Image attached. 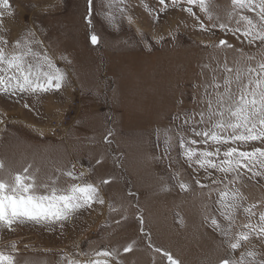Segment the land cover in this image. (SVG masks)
Masks as SVG:
<instances>
[{"label":"rangeland","instance_id":"1","mask_svg":"<svg viewBox=\"0 0 264 264\" xmlns=\"http://www.w3.org/2000/svg\"><path fill=\"white\" fill-rule=\"evenodd\" d=\"M165 2L168 7L159 0H125V17L118 9L108 8L107 0H93L88 24L87 0H10L14 15L4 18L6 31L2 34L13 41L34 31L42 42L37 50H46L56 67L66 73V84L59 91L39 95L0 93V161L15 171L31 165L38 180L50 182L59 177L61 186L70 183L61 174L75 165L78 171L83 169L85 180L100 186L105 201L82 209L62 227L26 223L14 230L0 228V250L7 252L15 243L12 254L22 264H67L62 259L66 254L84 259L82 253L105 249L114 250L113 264H170L155 251L154 245L160 244L184 264H209L211 260L216 264L247 251L256 252L257 260L264 258V241L256 236L233 253L228 238L211 226L212 217L223 227L228 225L216 203L217 190L225 185L211 184L204 170L186 162L179 146L181 135L201 139L191 131V122L184 124L183 119L185 113H194L199 119L204 108L200 86L212 70H219L225 62L235 67L237 60L241 67H257L264 62V46L249 45L239 34L213 27L221 22L234 26L229 21L231 0H206L208 14L194 6L199 21L183 10L187 5L174 7L171 0ZM108 13L115 17L113 22ZM244 14L255 18L248 10ZM201 21L207 30L201 29ZM93 33L99 38L95 45L90 40ZM222 39L234 48L219 46ZM103 52L110 57L111 74L124 73L119 85L126 97L119 101L109 93V107L104 96L109 83L101 78ZM242 54L254 59H241ZM67 115L71 117L67 131L49 128L53 120ZM195 127L199 131L203 125ZM165 134L170 137L168 151ZM107 135L108 143L103 139ZM237 146L251 151L264 148V142ZM78 147L87 153L86 160L76 156L77 151L81 155ZM194 147L208 148L202 143ZM56 151L64 164L60 170L51 164L58 158ZM210 171L218 182L222 179L220 173ZM240 171V178L228 185L239 189L243 197L233 220L234 233L247 231L244 223H259L264 211V175H253L264 173V168L255 164L252 171ZM101 180L110 184H101ZM178 180L187 183L188 189L182 190ZM197 180L206 187L201 188ZM251 205H256V215L249 217L243 208ZM145 211L144 228L139 214ZM129 244L133 253L124 251Z\"/></svg>","mask_w":264,"mask_h":264},{"label":"snow or ice","instance_id":"2","mask_svg":"<svg viewBox=\"0 0 264 264\" xmlns=\"http://www.w3.org/2000/svg\"><path fill=\"white\" fill-rule=\"evenodd\" d=\"M87 3L89 14L86 20L91 24L93 0H87ZM159 3L168 7L165 0H159ZM122 4L124 7H120ZM171 5L174 7L187 5L183 10L192 16H196L194 6L208 14L206 0H171ZM231 5L229 21H234V26L230 27L229 23L221 22L214 24L213 27L230 31L234 36L239 34L249 45L258 43L264 46V0H231ZM107 7L118 9L121 16L127 17L125 0H107ZM244 10L254 13L255 18L244 14ZM13 15L10 0H0V93L23 96L59 91L66 84V73L56 67L46 50H37L42 42L36 39L35 32L29 30L23 37L13 41L2 34L6 31L4 18ZM106 15L110 22L115 20L110 13ZM128 19L131 23V18ZM196 19L199 21L200 18L196 16ZM208 19H212L210 14ZM200 27L207 30L202 21ZM90 40L95 45L99 38L93 33ZM219 46L234 48L223 39L219 41ZM241 59L254 58H245L242 54ZM234 64L235 67H229L225 62L219 70L213 69L210 78L200 86L203 95L199 99L204 108L198 113L199 119H196L194 113L184 114L183 123L191 122V131L201 139L199 141L187 139L183 135L179 138L181 155L186 162L190 166L194 164L198 169L204 170L209 175L211 184L225 185L224 188L217 190L216 203L221 209L220 215L228 221V225L223 227L215 217L211 218L210 223L222 236L228 238L227 243L233 253L250 243L253 235L264 241V211L259 214V223L247 222L242 225L247 231L235 233L232 231L235 213L241 209L243 197L239 189L232 190L228 186L240 178L241 169L252 171L255 164L264 168V148L256 147L251 151H244L237 146L254 141L264 142V62H260L257 67H241L240 60L234 61ZM219 73H222V78ZM196 124L203 127L197 131ZM169 140L170 137L165 134L166 151L169 150ZM199 143L213 150L194 147ZM30 168L31 165L20 171L10 170L5 168L3 161H0V172L3 173L0 175V228L14 230V226L26 223L59 224L62 227L82 209L105 203L100 195V186L85 180L83 169L78 171L75 165L61 174L70 181L66 186H61L58 182L59 177L50 182L46 179L38 180L35 170L30 171ZM210 170L220 173L222 179L218 182ZM253 175L260 176L264 173L254 172ZM108 182L101 180V184ZM178 183L182 190L189 187L182 180H178ZM196 183L201 188L206 187L199 180ZM255 207L256 205L244 207L243 212L249 217L255 216L256 213L253 211ZM131 248L129 244L124 251L129 252ZM15 251V243L11 244L7 252L0 250V264H22L12 254ZM82 255L84 259L68 258L67 254L62 259H65L67 264H113L115 252L112 249H105L95 251L91 255L89 253ZM164 255L170 264H178L169 253L165 252ZM256 257V252L247 251L236 259L226 256L221 259L220 264H264V258L257 260Z\"/></svg>","mask_w":264,"mask_h":264},{"label":"trees","instance_id":"3","mask_svg":"<svg viewBox=\"0 0 264 264\" xmlns=\"http://www.w3.org/2000/svg\"><path fill=\"white\" fill-rule=\"evenodd\" d=\"M102 55H103L104 58L102 57V60H103V71L101 73V75H102L101 78H103L107 83H109V85H108V91H107V89H105L104 96H106V101L109 103V106H110V103L112 104V98L109 96V93H113L119 99V101H122V99H124L126 97V95L125 96L123 95L124 92H123V90L121 89V87L119 85V79H120L121 76L123 77L124 73H118V72H116L115 74H111V72L109 70V67L110 66L108 65V63L110 61V57H107V55L104 52H103ZM112 108L114 110V107L113 106H112ZM168 192H171V190H169ZM136 193H137L138 197L140 198L141 194L138 193V192H136ZM172 202L173 201H171V203ZM185 210H188V209L185 208ZM142 213H143L142 214V222H143L142 225L145 228L146 227V224H147V221H146V218H144V213L147 214V211L142 212ZM189 213L190 212H188L186 214H189ZM164 225L166 226V224H164ZM165 226H164V228H165ZM167 230L168 229H166V232H167ZM152 231H153V233H156V231L154 229H152ZM152 231L151 230L148 231L149 234H150V236H152L151 235ZM200 241H202V239ZM154 249H155L156 252H158V253H160L162 255H164V253L167 252V253H169L172 256L173 260L178 261V264H184V262L181 259H178L176 256L173 255V253H171L168 250H166V245L165 244H163V245L160 244L159 246L158 245H154ZM157 249H160V251H157ZM132 252L130 251V253H132ZM164 257H165V255H164ZM220 261L221 260H219L216 264H220ZM213 263L214 262H212V260H211V262L209 264H213ZM166 264H168V263L166 262Z\"/></svg>","mask_w":264,"mask_h":264},{"label":"crops","instance_id":"4","mask_svg":"<svg viewBox=\"0 0 264 264\" xmlns=\"http://www.w3.org/2000/svg\"><path fill=\"white\" fill-rule=\"evenodd\" d=\"M102 76V75H101ZM107 105H108V107H109V103L107 102ZM109 112V111H108ZM112 113H113V111H112ZM108 114H110V112L108 113ZM113 118V117H112ZM109 121L111 122V118L109 119ZM88 126H89V124H88ZM87 126V127H88ZM87 129V128H86ZM89 130V129H88ZM104 142H107L108 143V140H109V135H107L106 137L104 136ZM72 143H75V142H72ZM73 145V144H72ZM75 145H76V143H75ZM61 147H63V146H61ZM102 149H103V146H100ZM76 149H77V146H76ZM82 149H83V147H78V150H80L81 151V155L79 154V153H77L76 152V156L78 157V159L80 158H85V160L87 159L84 155H86L87 153L83 150V152H82ZM56 153H57V151H56ZM58 154V153H57ZM66 155L67 154H65V152H64V155H63V160H62V162H64V159L66 158ZM60 155L58 154V158L55 156V158H57V159H54L52 162H51V164H52V166H53V168H58V170H60V168H64V164H62L61 165V162H60V157H59ZM7 160H9L8 158H7ZM90 162H91V160L90 159H88ZM10 161V160H9ZM5 163H7V161H6V159H5ZM12 165V162L10 161L9 162V165ZM109 164H111V163H108V165ZM4 165H7V164H4ZM108 169H111V168H108ZM88 170V169H87ZM112 170V169H111ZM110 170V171H111ZM89 171V170H88ZM64 173V172H63ZM134 182L137 184V181L136 180H134ZM113 183H114V185L116 186L117 184L115 183V181H113ZM122 183V182H121ZM110 184V182L108 183V185ZM106 185H107V183H106ZM139 193V192H138ZM130 196L132 195V194H129ZM135 195V194H134ZM139 216L142 218V216L139 214ZM134 252V251H133ZM132 252V253H133Z\"/></svg>","mask_w":264,"mask_h":264},{"label":"built area","instance_id":"5","mask_svg":"<svg viewBox=\"0 0 264 264\" xmlns=\"http://www.w3.org/2000/svg\"><path fill=\"white\" fill-rule=\"evenodd\" d=\"M71 120V117L69 115L65 116L64 118L62 119H58V120H53L51 123H49V128L52 130V131H56V130H65L67 131V128L68 126V123L70 122Z\"/></svg>","mask_w":264,"mask_h":264}]
</instances>
